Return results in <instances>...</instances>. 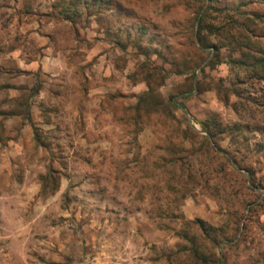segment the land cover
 <instances>
[{"label":"rangeland","instance_id":"rangeland-1","mask_svg":"<svg viewBox=\"0 0 264 264\" xmlns=\"http://www.w3.org/2000/svg\"><path fill=\"white\" fill-rule=\"evenodd\" d=\"M0 125V264H264V0H0Z\"/></svg>","mask_w":264,"mask_h":264},{"label":"trees","instance_id":"trees-1","mask_svg":"<svg viewBox=\"0 0 264 264\" xmlns=\"http://www.w3.org/2000/svg\"><path fill=\"white\" fill-rule=\"evenodd\" d=\"M198 20V24L200 25L201 24V22H202V18H200V17H198L197 18ZM23 72V71H22ZM36 93L38 92V89H35L34 90ZM148 94V93H147ZM167 101H170V103H175V100L173 99V97H170V98H168L167 99ZM168 103V102H167ZM176 104V103H175ZM179 106L181 107V108H183L184 107V105L182 104V103H179ZM1 127V129H2V127H3V125H0ZM177 131L180 133V135H181V137H184V136H187V135H192V133H190V131L188 130V129H186V128H184V127H182V126H180L178 129H177ZM2 139V136L0 135V140ZM258 187V185L256 186H253V189H256ZM253 202H255V201H253ZM252 202V203H253ZM252 203H247L246 205H245V212L246 211H248L249 210V206L252 204ZM196 221V223H198L197 224V226L199 227V229L201 230V231H203L204 233H206V236H208L207 234H210L209 232H213L214 233V237H211L210 239L212 240V242H214L215 244H214V246H215V248L217 249V256H218V261L217 262H219L220 264L222 263V264H225V260H224V256H223V252H222V245H221V243L222 242H224V241H227V242H225V243H229L230 244V240L229 239H224L223 237L222 238H220L219 236V230L221 229V227H214V226H212V225H210V224H207L205 221H203V220H201V219H197V220H195ZM245 224H242L241 226H239V228L237 227V230L239 231L240 229H245ZM242 230V231H243ZM237 231V232H238ZM239 234H241V232H239ZM235 238H236V236H235ZM237 242H238V240H237ZM193 254L195 255V257H196V260H198V261H202V262H204V261H206V257H205V255L202 253V251H200L199 249H200V247L199 246H194L193 247ZM213 262H214V260H213Z\"/></svg>","mask_w":264,"mask_h":264},{"label":"water","instance_id":"water-1","mask_svg":"<svg viewBox=\"0 0 264 264\" xmlns=\"http://www.w3.org/2000/svg\"><path fill=\"white\" fill-rule=\"evenodd\" d=\"M189 122H191L192 123V119L191 118H189ZM195 127V126H194ZM196 128V127H195Z\"/></svg>","mask_w":264,"mask_h":264},{"label":"crops","instance_id":"crops-1","mask_svg":"<svg viewBox=\"0 0 264 264\" xmlns=\"http://www.w3.org/2000/svg\"><path fill=\"white\" fill-rule=\"evenodd\" d=\"M16 58H18V56L16 57ZM18 60H19V58H18ZM20 61V60H19ZM20 68V67H19Z\"/></svg>","mask_w":264,"mask_h":264}]
</instances>
